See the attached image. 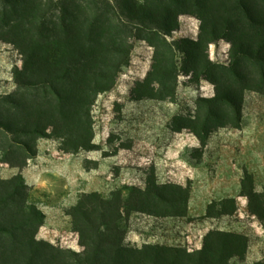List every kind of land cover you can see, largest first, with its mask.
Instances as JSON below:
<instances>
[{
  "label": "trees",
  "instance_id": "trees-1",
  "mask_svg": "<svg viewBox=\"0 0 264 264\" xmlns=\"http://www.w3.org/2000/svg\"><path fill=\"white\" fill-rule=\"evenodd\" d=\"M3 2L0 39L16 45L24 57L23 69L15 72L20 91L0 96V109L10 105L0 111V154L13 166L21 168L36 157L33 142L53 132L66 134L74 144L71 151L90 148L89 107L97 94L115 85L138 41L154 47L156 58L160 57V70L156 76L149 72L144 86L151 95L162 91L168 81L173 94L180 73L194 82L216 73L209 69L207 49L220 39L230 41L236 58L253 61L259 67L257 74L231 69L235 78L222 88L218 85L211 99L216 111L210 116L222 119L218 112L227 111L233 127L242 116L245 89L241 85L250 80L264 89V0ZM183 14L200 19L198 39L169 41ZM177 55L183 61L180 72L174 64ZM14 147L25 153L23 161L6 157ZM242 190L250 212L264 221V193L254 188L250 174L242 181ZM188 194V188L162 184L123 185L108 196L83 193L68 212L82 246L74 251L36 238L45 214L29 201L22 174L0 179V264H229L233 258H244L249 240L234 231L212 229L203 246L192 251L126 242L132 213L149 212L160 204L186 210ZM230 202L235 209L234 200L226 199L221 202L222 214L228 212ZM215 208L211 205L208 211Z\"/></svg>",
  "mask_w": 264,
  "mask_h": 264
},
{
  "label": "rangeland",
  "instance_id": "rangeland-1",
  "mask_svg": "<svg viewBox=\"0 0 264 264\" xmlns=\"http://www.w3.org/2000/svg\"><path fill=\"white\" fill-rule=\"evenodd\" d=\"M3 3L0 0V9ZM200 24L197 16L183 14L180 28L168 40L198 39ZM207 54L209 69L216 73L200 82L180 73L173 94L168 81L163 92L151 95L144 86L149 72L156 76L160 70V57L156 58L154 47L138 41L115 85L97 94L89 107L90 148L71 151L74 144L66 134L53 132L33 142L37 156L21 168L0 154V179L22 174L29 201L45 214L37 239L81 251L68 212L83 193L108 196L123 185H180L189 190L186 210L160 204L149 212L132 213L128 244L157 243L192 251L203 246L212 229L234 231L247 236L249 247L244 258H233L229 264H264V221L250 212L242 190V181L250 174L254 188L264 193V89L250 80L241 85L245 91L238 126L227 122V111L222 109L218 112L222 119L210 116L216 111L211 100L216 88L235 78L231 69L257 74L259 67L236 58L228 39L210 43ZM23 64L17 46L0 39V96L20 89L15 72ZM174 64L179 72L183 69L179 55ZM9 106L3 104L0 111ZM24 156L14 147L6 157L21 162ZM226 199L234 200L235 209L230 202L222 214L221 202Z\"/></svg>",
  "mask_w": 264,
  "mask_h": 264
}]
</instances>
